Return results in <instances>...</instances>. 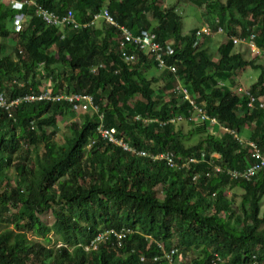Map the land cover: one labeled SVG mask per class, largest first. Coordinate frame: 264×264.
Wrapping results in <instances>:
<instances>
[{
	"label": "trees",
	"instance_id": "trees-1",
	"mask_svg": "<svg viewBox=\"0 0 264 264\" xmlns=\"http://www.w3.org/2000/svg\"><path fill=\"white\" fill-rule=\"evenodd\" d=\"M37 1L57 12L71 8L81 23L107 7L134 32L149 29L162 43L169 40L174 53L166 59H176L190 97L227 128L247 127L246 137L264 152V108L249 107L246 95L234 92L231 83H217L230 78L234 82L233 72L250 66L259 73L248 89L264 94V65L236 50L231 37L253 31L256 44L264 49V0H193L206 3L202 15L212 31L222 27L224 40L215 56L201 41L193 44L198 26L183 32L180 14L165 7L164 0ZM20 10L25 19L15 31L12 20L18 9L0 3V36L16 39V57L0 54V91L8 100L39 92L41 77L48 75L52 93H91L97 110L78 111L64 100L50 99L22 100L9 109L0 105V221L13 223L0 231V264H156L157 241L167 249L176 246L179 263L209 264L218 257L217 264H248L254 253L264 264V170L250 179L215 171L207 176L204 172L212 167L206 159L174 168L106 140L97 126H114L135 148L150 152L169 149L181 157L217 152L215 162L232 168L250 163L249 144L207 119L191 122H196L195 132L205 134L186 144L190 131L178 128L179 120H170L188 116L191 106L174 88L175 74L163 68L161 79L148 77L149 68L159 67L150 54L130 44H125L126 51L135 58L124 59L116 27L103 21L60 28L47 25L31 6ZM159 80L162 85L155 89L152 83ZM60 113H78L79 119L69 122V134L58 142L54 135ZM10 167L13 175L8 174ZM195 172L199 175L193 180ZM235 187L242 192L234 206L226 190L234 192ZM48 210L53 215L50 224L40 216ZM121 226L131 231L120 245L108 240L84 248L99 230ZM49 231L59 245L48 244ZM191 249L200 253L188 258Z\"/></svg>",
	"mask_w": 264,
	"mask_h": 264
},
{
	"label": "built area",
	"instance_id": "built-area-1",
	"mask_svg": "<svg viewBox=\"0 0 264 264\" xmlns=\"http://www.w3.org/2000/svg\"><path fill=\"white\" fill-rule=\"evenodd\" d=\"M0 3L5 5H10L11 7L18 9L15 13L14 18L12 20L13 29L18 31L22 28L23 21L25 19V13L20 10L24 5L31 6L33 8L34 14L40 17L47 25H52L56 27L63 28L65 26L69 27H79L88 24L95 23L96 20L102 19L108 25L116 27L118 30V34L115 37L120 42V50L121 54L126 60H131L135 58V54L126 51V45L130 44L134 47L144 50L145 53L150 54L155 60L157 66L159 68H165L172 73L175 74L177 78V83L174 86L175 89L182 92L183 97L187 98L191 104L190 113L188 116H183L179 114L177 117H173L170 120H204L207 119L209 122L213 124H217L222 127L223 130H229L233 133V135L240 140V142L246 141L250 146V158L251 161L244 167L240 168H232L226 165H221L215 162L214 158L218 157L217 152H213L207 157L204 152L200 153V156L195 154H190L186 157H181L174 153V151L165 149L158 152H150L144 148L137 149L131 143L124 140L122 136L118 135L117 129L114 126L106 127L103 124H99L97 126V130L102 137L106 140L111 141L115 144L121 145L122 148L126 150H134L140 155L149 156L152 159H162L165 163L174 168H182L188 166L191 162H197L199 159L208 162L211 165L212 169H207L204 174L210 175L211 171L225 173L230 178L236 177H244L250 179L254 175H256L260 170H264V152L261 148L250 139H242L241 136L233 129L227 128L225 125H222L218 119L214 116H210L207 114L203 107L194 101L193 98L190 97V93L188 89L181 84L179 74L177 72L176 59L174 61H168L166 58H170L174 53V47L171 42L165 41L162 43L161 41L156 39L155 32L142 28L139 32H134L125 24L119 23L113 15L110 13L107 7H103L98 12H95L91 20L89 22L81 23L77 21L75 18L74 12L71 8H67L63 12L54 11L47 6L39 3L37 0H0ZM216 31H222V27L218 26ZM212 29L207 24H202L195 31V38L193 44H197L201 41L204 36H208L212 34ZM64 33L61 34V37ZM232 40L234 43L237 42H245L248 47L256 52L257 55L264 56V49H261L255 42V32L251 31L246 36L232 35ZM126 44V45H125ZM219 85H223L225 82L221 79L217 81ZM231 89L240 94H245L247 97V105L249 107H261L264 108V94L254 95L252 94L248 87H244L241 84H237L234 86V89L231 86ZM41 99H50L52 101L64 100L70 106V109L85 111L89 108L97 110V105L93 102V97L91 93L85 91H70V92H59L52 93V89L50 88H42L39 92L32 91L25 94H20L12 99H7L3 92L0 91V105L6 109H9L13 104H16L19 101H33V100H41ZM100 118L102 114L99 113ZM136 118H139V115H135ZM145 121L149 118H143ZM199 173L195 172L192 175V179L195 180L198 177ZM214 195V192H212ZM131 231V228L121 226L120 228L115 227H106L99 230L93 237L90 238L89 242L84 246L85 249L97 248L98 244L105 241H110L111 244L122 243V240L125 234ZM150 237V234L146 235ZM157 246L160 249V253L154 256V259L157 261L156 264H193L191 261H187L185 263H179L178 260L181 259L178 253L176 246H171L167 249L162 241H157ZM144 256L141 255V259ZM217 258H212L209 264H217ZM248 264H261L259 260H257L256 255L253 253L251 258L248 261Z\"/></svg>",
	"mask_w": 264,
	"mask_h": 264
},
{
	"label": "rangeland",
	"instance_id": "rangeland-1",
	"mask_svg": "<svg viewBox=\"0 0 264 264\" xmlns=\"http://www.w3.org/2000/svg\"><path fill=\"white\" fill-rule=\"evenodd\" d=\"M222 1H224V0H222ZM164 6L165 7H170V6L174 7V10L180 14L181 21H182V27L181 28H182L183 32H188L190 28H192L194 26H199V25L205 23L204 15H202V14L204 13L205 10L208 9V8H206V3L197 4L193 0H164ZM147 15L149 18H151L150 12H147ZM101 23H104L102 19H98L95 22L96 25L101 24ZM209 36H210L209 39L207 36L206 37L204 36L201 39L200 45H202L204 43V45H206L208 48V52L211 53L212 56H215L217 54V45L220 44V42L222 40H224V33L222 31H218V32L213 31L212 34ZM0 44L2 45V46H0V54H2L4 52H9V53H11L10 55L12 57H16V55L12 49L13 45H16V39L14 37H12V35L8 36V37L0 36ZM235 46H236V50L243 52L245 57H247V58L255 57L256 61H258L264 65L262 57L260 55H257L256 52H254L253 50H251L245 42H237V43H235ZM263 59H264V57H263ZM162 70H163V68L151 67L147 70L146 73H147L148 77L155 76V77H160L159 79H161L160 74H162ZM258 73H259L258 69L251 68L250 66H245L243 68H238L233 72L231 77L234 80V82H230L231 78L228 80H224V82L226 81L227 83H231L232 84L231 86L233 89H234V86L237 84H241L244 87H248L251 84V82L256 80ZM107 74H109L108 71H107ZM162 80H161V82H160V80L153 82L152 86H154V88L156 89L158 85H162ZM40 81H41L40 86L42 88H50L52 85V80L48 75L46 77H41ZM85 111H89L91 113L94 111V109L89 108ZM78 113H74L73 115L60 113L57 115V129H56V133L54 135V138L58 142L63 141L64 135L69 134L68 124L73 119H76V120L79 119ZM193 121L194 120H180V121H176V124H175V125H177L178 128H181L182 131H184L185 133H188V131H190V133L184 137V142L186 144L196 143V141L199 140L205 134L204 131L195 132L194 123H196V122L191 123ZM253 122L259 123L260 121L257 118H254ZM219 129H220V131H223V128L220 126H219ZM246 130H247V127H244L241 131H239V130H235V131L241 136L242 139H249L246 137V133H245ZM7 171H8L9 175H13L15 172L13 167H10ZM234 189H235L234 192H233V189H227L226 194L233 198L232 204L235 206L236 203H239V200L241 198L242 189L238 188V187H235ZM158 196L160 198H162V193L160 192V190L158 191ZM261 203H262L261 209L262 208L264 209V196L262 198ZM13 210L14 209L9 210L8 214H10ZM40 216L48 224H50L53 221V215H52L50 210L42 213ZM6 221L7 220L0 221V231L5 228L6 224H8L9 227L13 226L12 222L8 223ZM28 235L30 238L35 237L31 233H29ZM48 236H50L52 239V241L49 242L48 244L54 245L56 243L55 246L60 244V240L57 239V235L54 234L52 231H49ZM37 239H39L43 242L45 241L41 237H37ZM175 241L176 240L174 238L173 242H175ZM69 249H71V248H69ZM186 253H187L186 256L188 258H191L192 256L194 257L197 254H199L200 251L198 252L195 249H191Z\"/></svg>",
	"mask_w": 264,
	"mask_h": 264
},
{
	"label": "crops",
	"instance_id": "crops-1",
	"mask_svg": "<svg viewBox=\"0 0 264 264\" xmlns=\"http://www.w3.org/2000/svg\"><path fill=\"white\" fill-rule=\"evenodd\" d=\"M204 24H205V23H204ZM201 25H202V24H201ZM201 25H199V26H201ZM199 26H198V27H199ZM261 57H262V60H263V62H264V59H263L264 56H261ZM256 124H257V123H256ZM246 135H248V134H246Z\"/></svg>",
	"mask_w": 264,
	"mask_h": 264
}]
</instances>
